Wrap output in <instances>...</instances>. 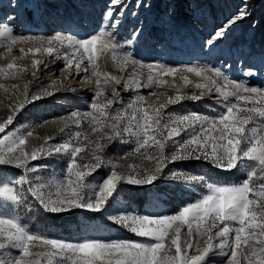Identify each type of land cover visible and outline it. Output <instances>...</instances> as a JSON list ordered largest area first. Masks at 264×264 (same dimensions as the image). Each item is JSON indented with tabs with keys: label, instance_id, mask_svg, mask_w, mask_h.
<instances>
[{
	"label": "snow or ice",
	"instance_id": "6c2138e0",
	"mask_svg": "<svg viewBox=\"0 0 264 264\" xmlns=\"http://www.w3.org/2000/svg\"><path fill=\"white\" fill-rule=\"evenodd\" d=\"M20 6L19 0H7L8 11L0 15L4 50L11 54L15 44L27 42V53L47 54L60 66L55 75L54 67L33 58V81L21 82L26 66L0 63V75L17 81L0 85L11 93L9 111L0 117V166L21 170L0 188L17 198L30 194L53 213L99 212L118 187L150 184L162 176L196 182L203 190L175 211L124 210L111 215L109 219L131 237L52 238L0 215V264H217L216 256L222 258L218 264H264V47L258 57L237 55L238 79L232 75L235 62H209L213 56L231 58L226 41L237 23L250 16V5L241 0L213 25L186 54L189 62L171 63L162 45H158L159 58H146L137 51V42L146 34L143 21L137 20L121 36L126 15L138 18L140 9L152 8L151 0H136L130 12L128 0H103L88 31L69 28L49 35L14 34ZM175 9L173 4L162 21L169 29L175 26ZM19 53L24 56L25 48L20 47ZM98 56L110 58L115 71L101 70ZM40 64L48 77L44 84L35 73ZM178 72L194 77L180 75L179 83L166 78ZM77 77L79 89H86L90 99L84 110L74 108L56 118L58 131L66 134L62 142H51L55 134L34 137L32 131L13 126L32 102L61 92L76 93ZM161 85L172 88L174 94L156 92ZM185 86H194L193 91H183ZM141 89H149L148 98ZM122 93H129L127 101ZM205 98L214 102L209 107L217 106L213 114L165 111L186 99ZM69 125L78 130L73 132ZM114 141L134 147L122 154L112 152L109 145ZM56 152L67 153L60 182L33 175L40 165L31 162ZM188 159L222 172L215 177L194 175L171 166ZM98 169L105 170L102 178ZM233 169L242 170L244 178L229 180Z\"/></svg>",
	"mask_w": 264,
	"mask_h": 264
},
{
	"label": "rangeland",
	"instance_id": "374dc122",
	"mask_svg": "<svg viewBox=\"0 0 264 264\" xmlns=\"http://www.w3.org/2000/svg\"><path fill=\"white\" fill-rule=\"evenodd\" d=\"M136 0H128V12L132 10ZM250 5V16L237 23L232 29L228 40L225 44V50L232 53L231 58L226 55L213 56L209 62L219 64L223 61L225 64L235 62L233 68V78H241L240 62L237 55L241 58L246 57L249 53L258 57L260 49L264 47V0H245ZM20 8L17 10L20 15L15 21L14 34L49 35L55 31H64L69 28L81 33L88 31L92 23L98 18L100 7L103 0H19ZM152 8L150 10L140 9V16L133 18L126 15L124 24L121 26V36H126L128 30L137 20L143 21L147 25L146 34L142 40L137 42V51L146 58H159L162 45L166 51L170 53L167 58L168 62H189L186 54L198 45L201 37L212 29L224 18L225 15L241 0H151ZM175 4V14L173 21L175 26L169 29L165 23L166 10ZM8 11L7 0H0V15ZM73 26L68 25V20ZM255 21V24L252 22ZM76 25V26H75ZM79 25V26H78ZM24 47L26 54L20 56L19 48ZM29 44L25 42L23 45L15 44L11 54L4 50L3 38H0V63L12 62L24 67L21 73L22 81L32 82L33 66L31 60L36 58L44 61V63L56 69L55 75H59L60 62L47 59V54L27 53ZM16 56V60L10 61L6 57ZM100 69L104 71H115L110 58L97 57ZM247 60H245V66ZM46 69L43 64L35 68L36 76L40 78L44 84L48 77L45 75ZM187 74L192 79L194 74L177 73L175 76H168L167 79H177L179 76ZM16 80H10L0 75V85L16 84ZM69 82L65 81L67 85ZM77 86V92H61L57 96L43 98L38 102H32L30 106H26L24 110L15 118L14 125L16 128L32 131L34 137H43L45 135L55 138L52 143L62 142L66 138V134L58 131L60 122L56 119L59 116L66 115L67 112L74 108L84 110L87 107L90 93L84 89H79L81 83L79 77L74 81ZM194 86H185L183 91L191 93ZM149 89H141L140 92L147 97ZM197 94H198V90ZM158 93H167L172 95L173 89L166 86L156 88ZM11 93L7 87H0V117H6L9 109L7 107L8 95ZM125 101H127L129 93H122ZM213 101L206 98L203 101L184 100L177 104L169 105L165 111L183 114L186 110L198 111L202 114H213L217 108L214 104L209 107ZM47 120L48 123H43ZM31 126V127H29ZM72 131L78 130L75 126L69 125ZM11 130V129H9ZM27 142V141H26ZM130 147H134L132 143H120L114 141L109 145L112 152H122ZM111 154V153H110ZM67 162V153H50L41 156L37 160L32 161L33 165H40L35 169L33 175H39L41 178L49 182L59 183L64 175V167ZM133 161H129L132 163ZM139 163V161H136ZM176 170L188 171L191 174H204L216 176L222 170L213 169L211 165L198 160H180L171 165ZM105 170L98 169L101 177ZM234 174L228 175L231 181H239L244 178L245 173L239 169L232 170ZM19 168H4L0 166V185L10 179L14 174H20ZM96 176V173L92 174ZM202 186L192 181H182L172 178L160 177L150 184L132 185L124 184L118 187L109 198V203L99 212L86 209H73L69 213H53L43 208L39 202L30 194H24L14 197L12 194L5 193L0 188V215L10 216L18 221L26 230L46 234L52 238H64L70 240H78L84 237H110V236H128L132 234L119 225L114 223L109 217L124 210L145 211L164 213V210L175 211L179 206L189 202L197 197L202 191ZM94 214V215H90ZM14 251V250H13ZM217 261L220 256L213 257Z\"/></svg>",
	"mask_w": 264,
	"mask_h": 264
},
{
	"label": "trees",
	"instance_id": "16d2710c",
	"mask_svg": "<svg viewBox=\"0 0 264 264\" xmlns=\"http://www.w3.org/2000/svg\"><path fill=\"white\" fill-rule=\"evenodd\" d=\"M90 215H94V214H90Z\"/></svg>",
	"mask_w": 264,
	"mask_h": 264
},
{
	"label": "bare ground",
	"instance_id": "6f19581e",
	"mask_svg": "<svg viewBox=\"0 0 264 264\" xmlns=\"http://www.w3.org/2000/svg\"><path fill=\"white\" fill-rule=\"evenodd\" d=\"M197 46V45H196Z\"/></svg>",
	"mask_w": 264,
	"mask_h": 264
}]
</instances>
